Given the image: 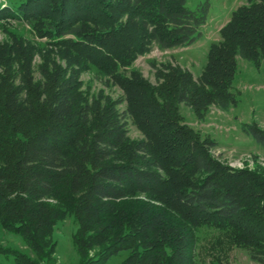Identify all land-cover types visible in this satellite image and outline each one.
Returning a JSON list of instances; mask_svg holds the SVG:
<instances>
[{
  "label": "trees",
  "instance_id": "16d2710c",
  "mask_svg": "<svg viewBox=\"0 0 264 264\" xmlns=\"http://www.w3.org/2000/svg\"><path fill=\"white\" fill-rule=\"evenodd\" d=\"M5 2L0 16L27 23L48 39L43 52L58 50L68 65L43 58L36 79L26 61L36 46L15 38L16 54H0V218L39 258L0 250V264L54 259L57 242L46 241L62 214L39 205L48 198L71 209L82 264H107L122 253V264H195L205 228L264 264V175L225 165L214 155L217 143L181 113L187 107L204 119L213 107L236 105L240 60L264 70V0L233 13L200 77L170 67L156 85L128 76L129 67L153 46L196 43L208 1L195 10L188 0ZM92 68L123 96L84 91L80 75ZM130 120L142 139L130 138ZM242 127L264 151V130L254 122ZM97 247L105 248L89 260Z\"/></svg>",
  "mask_w": 264,
  "mask_h": 264
},
{
  "label": "rangeland",
  "instance_id": "374dc122",
  "mask_svg": "<svg viewBox=\"0 0 264 264\" xmlns=\"http://www.w3.org/2000/svg\"><path fill=\"white\" fill-rule=\"evenodd\" d=\"M208 1L210 10L207 24L202 29L201 38L190 46H182L172 49H161L153 46L151 51L138 57L127 71L129 76L141 77L149 84L159 83L158 77L167 68H179L191 73L196 79L201 76L207 63L209 48L213 43L221 40V30L231 20L233 13L248 4V0H188V7L192 10ZM3 8L5 0H1ZM21 39L25 46L35 47L26 61H30L32 75L40 79L44 59L54 60L58 66L67 67L64 58H60L59 52L52 49L51 52H43L47 49V38L38 37L30 26L15 19L0 16V54L4 51H14L12 40ZM30 45V46H29ZM34 45V46H33ZM26 56V55H25ZM21 55V59H22ZM9 58V57H7ZM24 58V57H23ZM26 58V57H25ZM24 58V59H25ZM0 63V75L2 72ZM92 70L80 75V81L84 84V91L90 93L103 92L115 99L123 96V91L111 80H106ZM138 77V79H139ZM234 93L237 104L227 111L213 107L210 112L201 117L187 107H182L181 113L185 124L205 137L213 139L217 143L214 155L219 157L225 165L238 170H249L264 175V151L253 139L243 131V125L256 123L264 130V70L257 68L252 63L240 60L238 72L234 81ZM129 136L132 140L143 138L142 132L130 120L128 122ZM39 205H54L62 214L61 221L57 223L53 239L50 237L46 243L48 247L57 242L56 252L49 264H82L79 254L73 244L75 222L70 208L65 207L52 198L43 200ZM10 222L0 218V250L18 254L19 258H29L30 262L39 260L22 235L12 232ZM39 240V239H38ZM55 241V242H54ZM39 242V241H37ZM195 250V264H256L252 262L247 252L233 245L227 234L213 229H202L198 234V242ZM105 247H97L90 250L88 259L93 260ZM128 253H122L112 258L107 264H122ZM26 261V260H25ZM4 261V264H12ZM44 264V263H42Z\"/></svg>",
  "mask_w": 264,
  "mask_h": 264
}]
</instances>
